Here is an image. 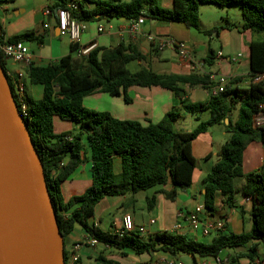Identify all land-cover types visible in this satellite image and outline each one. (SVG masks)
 I'll return each mask as SVG.
<instances>
[{"label":"trees","instance_id":"16d2710c","mask_svg":"<svg viewBox=\"0 0 264 264\" xmlns=\"http://www.w3.org/2000/svg\"><path fill=\"white\" fill-rule=\"evenodd\" d=\"M15 1L0 0V5ZM88 1L52 0L48 11L53 13L65 9L72 2L76 4L77 10L71 17L83 23L93 22L97 16L100 20L127 21L144 17L198 30L201 5L213 4L221 8L237 5L241 9V26H233L227 18H223L222 28L264 36V0H172L170 10L159 8L155 0H133L128 3L123 0H95L93 8L86 10L84 6ZM4 42L41 44L42 37L29 31L5 39L1 29L0 45ZM248 48V89L231 88L211 96L206 102H181V109L186 114L206 112L209 115L208 120L199 122L191 132L173 129L179 119V114L174 110L166 113L158 123L147 121V124L142 125L137 121L117 120L108 112H96L83 106V99L94 93L121 97L125 104H130L127 90L132 87L160 88L178 97L183 87L211 89L209 76L205 74H159L150 68L129 71V64L144 61L143 55L133 44L95 47L84 57L74 56L78 45L71 44L70 53L57 62L46 66L31 64L26 68L29 84L40 86L42 97L33 99L24 92L26 110L21 115L43 165L59 231L64 239L66 264L71 253L66 250L65 242L76 225L88 239H94L99 245L117 252L129 251L136 256L162 252L172 257L184 254L217 258L224 250L247 248L246 254L228 259L227 262L237 264V260L243 257L250 264L254 263L257 246H264V167L245 175L242 171V155L253 142L264 145V125L256 124L258 118H264V108H261L264 105V81L253 82L256 76L264 74V38L252 39ZM213 60L214 52L208 50L204 61L212 66ZM0 63L16 101L1 51ZM17 106L20 112L19 104ZM54 118L74 124L79 132L55 133ZM213 126H223L228 139L218 152L217 162L201 181L205 191V215H213L217 194L223 198V203L232 207L233 196L240 192L244 198L254 201L249 233L237 235L219 232L210 242L204 243L168 231L142 240L137 233L110 234L95 226V207L107 197L136 195L155 189L154 194L146 198L149 210L154 208L157 195H163L173 202L178 193L188 189L193 182L196 160L192 155V142ZM114 157L120 159L119 173L113 170ZM87 161L90 163L91 185L82 194L72 195L65 200L63 183L69 181ZM240 179L244 180V184L238 190L236 181ZM96 260L101 264H117L102 256Z\"/></svg>","mask_w":264,"mask_h":264},{"label":"crops","instance_id":"0c3cea01","mask_svg":"<svg viewBox=\"0 0 264 264\" xmlns=\"http://www.w3.org/2000/svg\"><path fill=\"white\" fill-rule=\"evenodd\" d=\"M94 1L95 0H90L85 3V9L91 10L94 6ZM123 1L128 3L133 0ZM51 3L52 0H29L26 2L23 0H16L14 3H11L12 13L8 12V8L6 10V7L3 8L2 5H0V10L3 9L4 11V16L2 20L0 19V25L5 39L29 32L31 31V27H36V29L33 30L35 32V36L42 37V43H36L37 50L29 48L33 56V64L35 66H46L48 64L55 63L60 58L70 53L71 41L66 37L67 43L65 44L63 41L65 37L59 36L57 33L59 24L57 11L46 14L48 6ZM155 3L159 8L165 10H170L172 7V0H155ZM211 6L216 5L211 4ZM227 7L229 8L232 6ZM227 7L219 8L224 10ZM15 16H17L18 19L14 25L15 27L4 23L5 19ZM223 18L228 19V17H221L220 20ZM146 20L150 22V28H144ZM218 22L219 20L217 19L213 20L211 23V30H217V25L219 24ZM85 26L86 29L78 43V48H85L89 46H92V49L95 47L111 48L120 44H133L138 48L139 52L144 57V61L137 64L141 65L143 63L146 66L145 68H150L155 73L174 74L180 76H188L193 73L223 75L234 78L233 89L237 88L239 90H245L250 86V81H246L245 79V76H248L249 72L248 45L251 42L248 34L250 32L248 31L239 33L237 29H225L220 26L223 32L220 33L216 31L214 33V37H212L214 39L211 40L210 37L205 35L207 31L203 29L204 27L203 25H200V22L199 29L195 30L187 29L181 24L152 21L144 18L143 24H141L134 32L130 30V23L127 20H100L98 16L95 21L85 23ZM239 26H241V24L236 27ZM151 28H154V33ZM99 29H101V31H99ZM157 30L164 32V37L155 32ZM232 31H236V33H238L237 38L232 37ZM224 32L226 33L224 34ZM148 35L163 39H173L177 43H185L191 54L190 62L181 60L174 50L168 48V53H174L177 56V61H173L165 54V49L158 51L157 48L150 45L146 38ZM215 40L217 42H215ZM233 42L238 45L235 50H232L233 56L240 55V58H238L235 63L229 61V58L233 56H230V51H228ZM245 42L247 44L244 47L243 43ZM208 50H212L214 52L212 66H208L204 61ZM236 52L238 53L235 55ZM218 54L221 55L220 58ZM15 65L17 68L11 73L20 72L23 75L22 82L24 84L25 94L33 99H40L42 97V88L40 86L29 84L25 74L26 68L21 65ZM206 67H208V69H206ZM196 91H205L208 93V96L205 100H202L197 94H195ZM127 94L131 99V103L125 104L123 99L118 97L119 99H122L123 102L116 107L115 112L111 109L113 108L111 104L106 105L107 103L105 102V99L107 98H105V96H101V93H94L85 97L82 104L89 110L96 112H108L117 120L137 121L142 125H145L147 124V121L158 123L166 113L172 110L179 114V118H184L185 112L181 109L182 101L188 103L206 102L212 96L211 91L208 89H192L188 87H183V91L180 93L179 97L170 91L160 88L132 87L127 90ZM206 114L209 118L208 113ZM192 118L195 119V121L198 119V123L208 120V118L206 120H202L200 114L192 115ZM56 119L58 118H54L53 120L54 127L57 121ZM234 119L235 117H233V120ZM224 124L226 125L227 122L224 121ZM210 129L199 135L192 142V155L196 160L192 185L188 189L179 192L173 202L165 199L163 195H157L156 204L151 210L152 213H154V218L150 219V221H154V224L149 225L150 221L146 223L148 236L153 237L158 233L168 231L183 234L195 241L204 243L210 242L214 236H202L199 232L190 230L184 220L177 218L178 214L181 212H191L197 206L203 207V196L205 191L201 181L217 162L218 152L223 143L228 139V134L225 132V128L223 126H213ZM64 131H68V129H63L61 126V131L57 134ZM263 167L264 145L258 142H253L249 144L243 152L242 171L246 175L256 172ZM113 170L115 173H119L120 171V159L118 157H114L113 159ZM243 184L244 180H237L236 188L239 190ZM90 185V163L87 161L80 166L69 181L63 183V197L65 200H68L72 195H80ZM136 195L104 198L95 207L93 217L95 226L103 232L117 234L120 229V220L127 214L131 216L134 224L136 225L133 212ZM232 199L233 206L229 207L226 203H223V198L217 194L215 197V211L213 215L209 216L204 214L201 218L208 221H216L220 220L222 217H226L227 223L223 233H233L237 235L249 233L251 230V224L249 225L247 223L246 216L251 214L254 201L244 198L240 192L236 193ZM103 203H105V205ZM100 205H103V208L100 209V211H106L112 207L120 208L118 215L115 216L108 214L106 216L107 222L105 230L101 219H97L95 217V215H97V208L100 207ZM178 223L180 224V229L175 230V226ZM87 240L88 237L85 234L79 235L75 228L71 235H69L66 239V250L71 253L70 258L72 255L77 257V264H101L96 260L99 256L112 260L117 264H228V259L243 256L247 252V248L227 249L222 251L217 258H198L184 254L172 257L162 252L136 256L129 251L117 252L99 244L92 247L87 244ZM185 259H188L189 262L186 263L184 261ZM69 263L73 264L71 259H69ZM237 264L250 263L246 258L240 257L237 260ZM253 264H264V246H257V259Z\"/></svg>","mask_w":264,"mask_h":264},{"label":"water","instance_id":"95a60500","mask_svg":"<svg viewBox=\"0 0 264 264\" xmlns=\"http://www.w3.org/2000/svg\"><path fill=\"white\" fill-rule=\"evenodd\" d=\"M0 264H66L43 165L1 63Z\"/></svg>","mask_w":264,"mask_h":264},{"label":"built area","instance_id":"2783aa9c","mask_svg":"<svg viewBox=\"0 0 264 264\" xmlns=\"http://www.w3.org/2000/svg\"><path fill=\"white\" fill-rule=\"evenodd\" d=\"M76 10L77 6L75 3L72 2L69 3L65 9L57 10L59 16V36L67 37L73 45H78L81 36L86 29L85 23L77 21L76 19L71 17V14ZM46 14H49V11H46ZM143 22L144 17H140L138 20H130V30L135 32L138 27L143 24ZM99 31H101V29H99ZM146 38L150 45L157 48L158 51H162L166 48H171L177 53L181 60L190 62L191 54L188 51L187 45L185 43H177L173 39H163L152 35H148L146 36ZM90 50H92V46L78 48L75 52V55L76 57H84L90 52ZM0 51L2 53V57L6 61H11L12 63L21 65L24 68H28L31 64H33L32 53L30 52L29 48L25 46L24 43L4 42L2 45H0ZM218 55L220 58L221 55ZM238 58H240V55L229 58V61L235 63ZM7 74L10 78L11 85L16 96V102L20 106V114H25L26 106L24 103V84L22 82L23 75L20 72H7ZM208 76L209 81L212 84L210 89L212 96H217L233 87V77L214 74H210ZM261 81H264V74L256 76L253 80V82ZM261 108H264V105L261 106ZM256 124L264 125V118H258L256 120ZM204 214V208L201 206H197L191 212L179 213L177 218L184 220L190 230L194 232H199L202 236L215 235L216 233L223 232L225 230L227 223L226 217H222L220 220L216 221H208L201 218ZM152 224H154V221L151 220L149 222V225ZM178 229H180L179 223L175 226V230ZM127 233H137L139 235L145 234L147 233L146 225L136 226L130 215H124L120 220V229L118 230L117 234L122 235ZM87 244L94 247L98 245V242L94 239H88ZM70 259L72 263H75L77 261V257L74 255H72Z\"/></svg>","mask_w":264,"mask_h":264},{"label":"rangeland","instance_id":"374dc122","mask_svg":"<svg viewBox=\"0 0 264 264\" xmlns=\"http://www.w3.org/2000/svg\"><path fill=\"white\" fill-rule=\"evenodd\" d=\"M24 2L26 1H29V0H23ZM75 1H78V0H75ZM81 1V0H79ZM2 7H6V10L8 8V12H11V8H12V4H3ZM12 13V12H11ZM4 16V11L3 9L0 10V19L2 20ZM221 17H228L230 23L233 25V26H238L239 24L242 23V19H241V9L239 6L235 5L234 7H227L226 9H220L219 7H216V6H211V4H204V5H201L200 8H199V22H200V25H203V29H205L206 32V36L207 37H210L211 40L214 39L212 37H214V33L216 31L218 32H223V30L220 28V26L222 27L223 26V23L221 22L220 18ZM219 20V24L217 25V30H211V23L213 22V20ZM17 16L15 17H11L9 19H5L4 20V23L6 25H9L10 26H14L15 23L17 22ZM15 27V26H14ZM150 22L148 20H146V23L144 25V28H150ZM201 27V26H200ZM10 28V27H9ZM36 27H31L30 30L33 31L35 30ZM152 29V32L154 33V28H151ZM234 30V29H232ZM157 32L159 35H161L162 37H164L163 35H165L164 32H162L161 30H157L155 31ZM195 32V31H194ZM226 32H224L225 34ZM196 34V33H195ZM238 33H236V31H232L231 35L232 37L234 38H237V35ZM249 36V39L252 40V39H263L264 36L262 35H253L251 33H248ZM166 38V37H165ZM239 40V39H237ZM236 40V42H237ZM63 41L65 42V44L67 43V39L66 37L63 39ZM215 42H217L215 40ZM246 42L243 43V46L245 47L246 46ZM25 46L28 47V48H31L33 50H37V45L35 42H31V43H25ZM238 45H236L234 42L232 43V45L229 47V50L230 51V56H233V52L232 50H235L237 48ZM66 53V52H64ZM238 52L235 53V55L237 54ZM165 54L169 56L170 59H172L173 61H177V56L172 53H168V48L165 49ZM146 66L142 63L141 65H138L137 63H131L128 65V69L129 71L131 72H135L141 68H145ZM17 68V66L12 63L11 61H7V64H6V70L7 72H13L15 71ZM206 69H208V67H206ZM245 79L246 81H250L248 76H245ZM102 95L101 96H105V102L107 103L106 105H109L111 104L113 108V112L116 111V107H118L119 104H121L123 101L122 99H119L118 97H111L107 94H103L101 93ZM198 95V97L202 100H205L206 97L208 96V93L205 92V91H196V93ZM118 103V104H117ZM201 119L202 120H206L208 117H207V114L204 112V113H201ZM184 118H179L173 125V129L175 131H180V130H184V131H188V132H191L194 130L195 128V125L198 123L197 121H195V119L192 118V115H189V114H184ZM234 117H236V112L234 113ZM56 123H55V132L58 133L59 131H61V126L63 127V129H68V131H72L74 130V133H78L79 132V129L72 123L70 122H65V121H61L59 119H56ZM201 120V121H202ZM61 124V125H60ZM210 129V128H209ZM208 129V130H209ZM214 130V129H213ZM211 131V129H210ZM154 190L155 189H150V190H147V191H143V192H139L136 196H135V202H134V207H133V212H134V219H135V222H136V226H145L147 222L150 221V219H153L154 218V213H152V209L149 210L147 208V204H146V198L148 197H151L153 194H154ZM156 201H157V196H156ZM105 205V203H103ZM103 208V205H100V207L97 208V215H95V217L97 219H101L102 221V224H103V228L105 230V225H106V216L109 214L111 215H118L119 214V211H120V208L119 207H112V208H109L107 209L106 211H100V209ZM250 217L251 215H247L246 216V221L247 223L250 225L251 224V220H250ZM75 229L77 230L78 234L79 235H83L84 234V231L78 226L76 225L75 226ZM139 237L142 239V240H147L149 238L148 234L145 233V234H140ZM223 257V255H222ZM221 257V258H222ZM186 263L189 262L188 259H185L184 260ZM68 264H70L68 262Z\"/></svg>","mask_w":264,"mask_h":264}]
</instances>
